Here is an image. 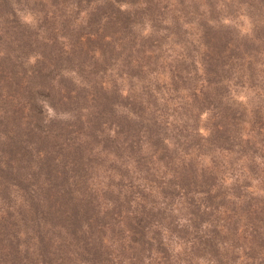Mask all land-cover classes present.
Instances as JSON below:
<instances>
[{
	"label": "rangeland",
	"instance_id": "1",
	"mask_svg": "<svg viewBox=\"0 0 264 264\" xmlns=\"http://www.w3.org/2000/svg\"><path fill=\"white\" fill-rule=\"evenodd\" d=\"M105 16H108V23L104 32L113 35L112 44L102 42L101 45L107 57L95 61L93 67L88 69L84 68L81 56L70 62L62 57L60 61L61 67L71 65V68L81 69L82 76L88 78L90 83L101 78L113 79L109 68L118 66L123 53L128 52L122 51L117 44L131 49L132 57L145 62L146 59L142 57L149 54L146 51L157 46H161L162 52L166 51V43L175 45L177 41L182 42L188 48L184 51L189 52L190 40L200 37L203 29L216 46L224 39L236 43V51L250 57L252 63L248 69H251V73L256 75L264 71V0H0V28L23 39V46L19 50L26 56L24 72L30 76L34 68L40 67L35 64L33 55H46L45 59L49 62L46 67L51 69L55 50H61L67 42L78 45V37L88 29L94 30L96 25L93 23L105 19ZM89 21L92 24L87 23ZM26 25L28 29H24ZM31 33L39 40L34 41ZM252 35L262 37L263 41L257 42ZM53 40L56 41L54 45ZM99 44V41H95L90 46ZM3 49L20 54L12 47L4 46ZM76 53L79 55L78 49ZM229 55L239 56L232 51ZM150 62V72L144 75L147 80L151 79L146 82L145 92L148 93L141 94V103L139 99L130 106L139 111L142 120L132 119L126 110L115 112L113 105L119 104L121 107L127 101L114 92L100 93L97 103L88 104V117L80 119V107L86 104L83 96L87 91L73 78L76 97L59 104L57 98L50 96L56 110L50 112L47 109L40 120L23 118L27 124L16 132L12 141L3 145L4 148L11 151L13 157L20 158L22 144L28 140L36 148L50 152L46 162L51 163L53 169V148L60 142L53 136L63 134V137L66 135L63 131H81V134L102 131L108 135H113V131H160L173 137L178 136L177 130L173 129V124H168L181 119L177 123L179 130L193 131L194 134L196 130L211 133L216 142L237 151L235 156L239 155L246 162L248 159L249 170L254 176L245 178L244 165L226 163L225 159L215 156L221 172L215 177L205 175L203 183L188 184V191L182 195L183 190L174 186L172 178L146 172L147 158L133 163V168L130 165L124 167L119 161L113 163L104 160L102 156L89 158L91 144L82 140L78 145L73 143L68 156L70 154L76 164L71 170L76 185L74 189H80V193L87 196L64 195L62 205L67 200L71 202L63 207L80 210L81 215L78 212L76 218L79 223L97 209L100 211L97 221L101 223L111 225L121 219L119 210L123 211V221L131 228L137 229L142 223L161 225L153 228L152 235L155 239L163 236L162 244L158 245L154 240L152 247L145 246L147 249L125 253L116 264H264V95L260 100L256 99L252 86L245 85V82L256 84L257 77L236 80L230 88L205 89L203 95L192 100L188 94L184 101L185 94L193 92L196 84V80L187 74L190 64L182 63L175 72L178 79L169 82L165 77L158 79L160 81L152 80L157 70L161 69L158 62ZM48 75H53V72L50 71ZM63 76L68 78L70 74L63 72ZM210 80L213 81L214 77L210 76ZM259 84L263 85L264 90V82ZM224 92L229 94L231 100H220L218 94ZM147 99L148 109L144 111ZM216 131H226V135L230 133L235 138L233 142H225L224 136ZM73 135L70 133V137ZM104 149L112 152V159L114 154L123 158L126 153L123 147L116 146V142L110 140H105ZM69 158H64L63 162L72 159ZM97 163L99 166L94 168L100 167V173L95 176L99 178H91L103 187V191L90 194L86 191V181L89 182L90 177L86 181L85 178L87 173L91 176L93 168L89 167ZM201 165L199 162L198 168ZM207 166L210 165L206 164L204 168ZM55 168L61 169L57 164ZM187 180L184 177L185 183ZM23 183L25 186L29 184ZM209 188L211 190L207 192ZM104 205L108 210L102 209ZM32 206L36 213L38 209L45 213L47 219L52 217L50 212L35 205L34 201ZM112 207L117 210H112ZM25 216L30 222V214L26 213ZM60 220L53 211V223ZM0 229V245L6 242L3 246L8 251V254H1V263L18 262L15 255L11 256L15 246L2 240L7 236ZM79 239L82 241V237ZM72 243L68 240L66 246L59 250L53 245V255L47 254L46 257L52 258L53 264L60 263L62 256L68 264L107 263L108 256L96 253L95 249H91L90 254L70 256L75 259L70 262L68 252L73 249L70 247ZM62 252L65 254L62 255ZM18 257L19 261L26 258L28 264H36V256L31 252L22 250Z\"/></svg>",
	"mask_w": 264,
	"mask_h": 264
},
{
	"label": "trees",
	"instance_id": "2",
	"mask_svg": "<svg viewBox=\"0 0 264 264\" xmlns=\"http://www.w3.org/2000/svg\"><path fill=\"white\" fill-rule=\"evenodd\" d=\"M104 18L93 23L96 25L94 30L87 28L88 31L78 37V45L74 46L67 42L63 44L61 50H55L51 69L46 67L49 63L45 59L46 55L42 53L33 55L35 64L40 67L34 68L30 72L31 75L33 74L32 76L24 72L27 59L25 60L26 56L19 50L23 46V39L0 28V228L7 236L6 239L2 240L12 243L16 248L12 251L11 256L15 255L18 258V262L5 261L6 264H28L26 258L19 261L18 254L22 250L35 255L36 264H53V259L47 258V254L53 255V245L56 250H59V248L66 246L68 240L73 242L70 245L73 247V251L69 250L68 258L90 254L91 249H95L96 253L100 252L101 255L106 254L108 256L106 264L110 262V264H116L123 254L135 249L143 250L146 248L145 246L152 247L154 240L158 242V245L162 244L163 236L155 239L152 235L153 228L161 227L159 223L151 225L142 223L137 229L131 228L123 221V211L114 207L112 210L116 209L121 217L114 224L110 225L108 222L97 221V215L100 213L97 209L88 217L82 218V223H79L80 221H77L76 218L78 212L79 216L81 215L80 210L72 211V208L63 207L71 202V200H67L62 205L61 199L64 195L78 194L81 198L87 196L80 193V189H74L76 185L71 170L76 164L70 154L68 156V151L71 150L73 143L78 145V142L81 143L83 140L87 144H91L88 151L89 158L102 156L104 160H111L113 163L119 161L120 165L124 167L130 165L133 168V163L143 157L147 158L148 168L146 172L149 173L150 171L156 176L172 178L175 182L174 186L183 190L182 195L188 191V184L203 183L205 175L215 177L221 172V166L216 164L215 156L216 158L217 156L221 157L222 160L225 159L226 163L244 165L245 178L254 176L249 170L248 159L246 162L239 155L238 157L235 156L237 151L216 142L211 133H199L196 130L194 134L193 131L179 130L177 123L181 119L168 124H173V129L177 130L178 136L173 137L162 134L160 131H113V135L103 134L102 131L93 134L86 132L81 134V131H63L66 133L65 136L62 137L63 134L53 136L60 139V142L54 145L57 150L53 148V169L51 163L46 162L50 152L36 148L28 140L22 144L20 158L13 157L11 151H8L6 147L4 148L3 145L12 141L16 132L21 131L25 127L24 124H27L23 118L34 117L36 120H40L48 111L47 109L50 112L56 110L50 96L53 95V98H57L59 104H65L76 97L77 91L73 78L87 91L83 96L86 104L80 107V119L88 117L90 114L88 104L97 103L100 93L114 92L119 98L127 101L121 107L119 104L113 105L114 111L125 112L126 110V114L132 116V119L142 120L143 117L139 111L130 106L139 99L141 103V94L147 90L146 82H150L151 79L147 80L144 75L147 71L150 72V60L155 64L158 62L161 69L157 70L156 77L152 79L154 81L165 77L169 79V82H174L178 79L175 72L180 68V65L186 62L190 64L187 74L196 80V84L193 92L185 94L184 101L188 94L189 99H196L199 95L204 94L205 89L230 88L233 82L235 83L239 79L244 80V77L250 79L257 77V85L246 84V82L245 85L254 86V88L251 87V90L256 99L260 100L264 95L263 85L259 84L264 82V71H259L256 75L251 73V69L248 68H250L252 61L247 55L245 57L236 51V43L224 39L221 44L216 46L208 39L206 29L201 30L203 33L200 37L190 40L189 47L194 49L192 53L191 49L189 52L184 51L187 48L184 43L177 41L178 43L174 45L171 42L172 44H165L166 48L168 47L166 51L162 52L161 46L146 51L149 54L147 53L142 57L146 59L145 62L138 57H132L129 51L131 49L117 44V47L122 51L127 50L128 52L123 53L118 66L109 68L112 72V80L101 78L100 81L96 80L90 83L88 78L82 76L79 71L81 69L71 68V65L61 67L62 57L70 62L81 56L84 68L87 69L93 67L95 61L107 57L104 55L106 51L101 48V45L102 42L112 44L113 35L104 32L108 23V16ZM87 23L92 24L91 21ZM28 28L26 25L24 29ZM24 31L27 32V30ZM30 35L33 36L32 33ZM252 36L257 42L263 41L262 37ZM33 38L34 41L35 39L39 40L35 35ZM95 41H99V46H90L91 42ZM55 43L56 41L53 40V45ZM4 46L12 47L18 50L20 54L8 52L3 49ZM77 49L79 55L76 53ZM231 51L239 54V56L229 55ZM50 71L53 72V75H48ZM63 72H68L70 76L65 78ZM71 74L76 76L73 77ZM210 76L214 77L213 81L210 80ZM218 97L223 101L231 100L229 94L225 92L219 93ZM147 103H149L148 99L144 111L148 109ZM69 132L74 133V135L70 137ZM216 132L224 136L225 142H233L235 138V135L230 133L226 135V131ZM25 134L20 139L21 141ZM105 140L116 142V146L123 147L126 150L124 157H118L114 154L112 159V152L104 149ZM223 151H226L225 154ZM15 155L17 156V153ZM69 157L72 159L63 162L64 158ZM81 158H84L83 155ZM199 162L202 164L201 168H198ZM205 163L210 166L204 168ZM56 164L60 165L61 169H56ZM94 166H99V163L89 167V169L93 168L91 176L87 173L85 178L86 181L90 177L89 182L86 181V191L90 194L103 191V187L92 181L91 177H97L95 175L100 173V167L94 168ZM184 177L188 178L186 183ZM199 179L202 180L197 182L196 180ZM23 182L29 184L25 186ZM210 190L211 188L207 192ZM2 192H5L6 195ZM33 201L35 205L42 206L45 211L50 212L52 217L47 219L45 213L38 209V213H36L32 206ZM102 209L108 210L106 205ZM53 211L57 220L59 217L61 219L57 223H53ZM26 213L31 216L30 222L25 216ZM163 229L166 230L165 227ZM115 231L118 234H115ZM80 237H82V241L79 239ZM0 244H2L1 229ZM3 245H6V242ZM3 245H0V256L1 254H8ZM63 254L65 253L62 252ZM146 259L148 260L147 256ZM69 260L71 262L75 259L69 258ZM0 264L3 263L0 261ZM57 264L68 263L66 258L62 256L61 262Z\"/></svg>",
	"mask_w": 264,
	"mask_h": 264
}]
</instances>
